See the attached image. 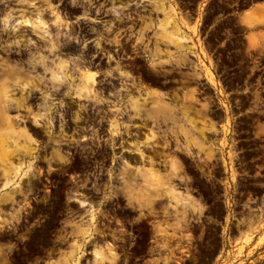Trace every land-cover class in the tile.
<instances>
[{"label": "flooded vegetation", "instance_id": "1", "mask_svg": "<svg viewBox=\"0 0 264 264\" xmlns=\"http://www.w3.org/2000/svg\"><path fill=\"white\" fill-rule=\"evenodd\" d=\"M219 3L221 23L198 27L201 40L210 47L204 59L187 54L188 49L178 40L161 38L163 30H168L161 23L162 0L159 8H153L150 0H80L66 9L65 15L71 19L64 28L71 42L63 53L77 64L76 81L72 87L63 82L61 98L56 101L60 119L55 129L46 125L42 136L33 138L40 145L34 147V151L39 149L35 171L15 185L13 201L0 203L3 213L11 209L19 213L18 220L10 223L2 216L1 237L56 240L75 216L91 207H105L108 215L97 220L100 232L96 237L116 241L114 264H149L150 249L157 246L148 239L149 225L164 222L168 216L159 209L153 218L146 214L136 222L122 186L107 180L144 174L150 165L159 175H178V170L165 167L176 159L185 166L180 174L196 182L193 192L204 189L201 182L210 188L221 187L232 174L225 167L232 143L235 173L242 174L245 102L249 96L264 95V42L249 48L250 31L243 17L264 0ZM175 5L195 18V0H175ZM151 19L155 23H149ZM257 31H264V23ZM87 72L94 74L89 92H76L85 83L82 73ZM69 87L74 88L72 95L67 94ZM163 104L178 117L180 107H190L188 128L194 134L203 128L204 135L195 136L205 151L195 144L185 151L184 143L169 130L174 123L163 119ZM263 112L264 105L255 111L257 115ZM210 151L214 154L207 158ZM205 196L212 199L213 193ZM62 250L57 244L16 247L10 252L11 264H47L51 261L47 255Z\"/></svg>", "mask_w": 264, "mask_h": 264}, {"label": "rangeland", "instance_id": "2", "mask_svg": "<svg viewBox=\"0 0 264 264\" xmlns=\"http://www.w3.org/2000/svg\"><path fill=\"white\" fill-rule=\"evenodd\" d=\"M159 1L150 0L152 7L159 8ZM79 2L0 0V184H3L0 203L13 201L15 185L25 182L35 171L34 160L39 158V149L34 151V147L40 145L33 143V138L42 136L46 125L55 129L60 119V106L56 101L61 98L63 82L67 81L72 87L76 81L77 64L70 63L63 51L71 42L64 28L71 17L66 16L65 11ZM195 2L193 18L184 13L182 6L177 8L175 0H162L161 23L168 30L164 29L160 36L170 42L180 41V45L188 49L187 54L204 59L210 47L201 40L198 27L204 23L220 24L222 11L219 0ZM209 9L213 11L207 13ZM243 21L250 31L249 48L261 45L264 31L257 28L264 23V4L247 11ZM173 25L179 27L171 30ZM186 40L190 42L184 43ZM201 66L209 74L203 61ZM89 74L82 73L85 83L75 88L76 92H89L88 84L94 80H87ZM210 79L216 84L212 74ZM70 87L68 95L74 93V88ZM263 105L264 95L249 96L245 102L248 111L244 115L243 171L235 173L236 153L232 143L233 150L229 151V162L225 165L231 168L232 174L225 178L222 189L210 188L207 182H201L204 189L193 192L191 187L196 182L191 176L180 174L185 166L176 159L169 160L165 167L178 170V175H159L150 165L144 174L115 176L106 181L122 186L121 193L126 196L136 222L146 214L153 218L159 209L168 216L164 222L149 225L148 239L157 245L150 249L149 264H264V112L255 113ZM189 109L184 104L178 117L163 104V119L174 123L169 130L184 143L185 151L192 144L205 151L206 147L195 136L204 135L203 128H198L197 134L188 128L187 123L192 120ZM213 154L208 152L207 158ZM206 193H213V198H207ZM107 215V208L91 207L68 222L64 227L67 230L56 240L39 237L14 240L0 236V264L12 263L10 252L16 247L44 248L54 247V244L64 250L47 255L51 260L47 264H114L118 256L116 241L96 237L100 232L97 220ZM2 216L10 223L18 220L19 213L12 209L10 213L0 210V224ZM121 242L125 244V240ZM92 257L94 261L90 262Z\"/></svg>", "mask_w": 264, "mask_h": 264}, {"label": "bare ground", "instance_id": "3", "mask_svg": "<svg viewBox=\"0 0 264 264\" xmlns=\"http://www.w3.org/2000/svg\"><path fill=\"white\" fill-rule=\"evenodd\" d=\"M26 20V19H25ZM28 22H29V20H28ZM26 24H28L27 23V20H26V22H25ZM29 24H31V22H29ZM42 24V23H41ZM33 25H35L34 23H33ZM43 27V26H42ZM75 65H76V63H74ZM74 66V65H73ZM63 67V66H62ZM62 67H60V68H62ZM75 67V66H74ZM94 78V74L93 73H91V74H89V76H88V78H87V80H91V79H93ZM0 109H2V107H1V101H0ZM1 117H2V114H0V119H1Z\"/></svg>", "mask_w": 264, "mask_h": 264}]
</instances>
